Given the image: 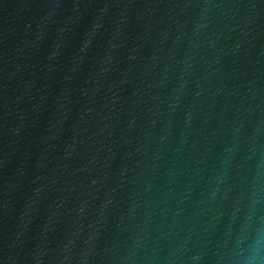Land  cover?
<instances>
[{
    "label": "water",
    "instance_id": "water-1",
    "mask_svg": "<svg viewBox=\"0 0 264 264\" xmlns=\"http://www.w3.org/2000/svg\"><path fill=\"white\" fill-rule=\"evenodd\" d=\"M0 264H264V0H0Z\"/></svg>",
    "mask_w": 264,
    "mask_h": 264
}]
</instances>
